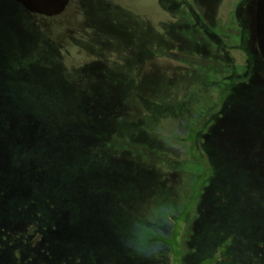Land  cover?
<instances>
[{
  "label": "rangeland",
  "instance_id": "rangeland-1",
  "mask_svg": "<svg viewBox=\"0 0 264 264\" xmlns=\"http://www.w3.org/2000/svg\"><path fill=\"white\" fill-rule=\"evenodd\" d=\"M117 1L0 0V264H264V0Z\"/></svg>",
  "mask_w": 264,
  "mask_h": 264
},
{
  "label": "clouds",
  "instance_id": "clouds-1",
  "mask_svg": "<svg viewBox=\"0 0 264 264\" xmlns=\"http://www.w3.org/2000/svg\"><path fill=\"white\" fill-rule=\"evenodd\" d=\"M125 246L129 248L134 255L146 259H154L158 257L163 250L162 245L141 240L137 234H134L125 240Z\"/></svg>",
  "mask_w": 264,
  "mask_h": 264
},
{
  "label": "trees",
  "instance_id": "trees-1",
  "mask_svg": "<svg viewBox=\"0 0 264 264\" xmlns=\"http://www.w3.org/2000/svg\"><path fill=\"white\" fill-rule=\"evenodd\" d=\"M115 1H116L117 3H119V4L122 3V6H123V7H128V8H129V7L131 6L130 8H135L136 10H137V8H139V6L134 5V4L132 5L129 1H128L129 4H128V3L124 4L123 2H118L117 0H115ZM128 5H130V6H128ZM153 8H154V6H153ZM24 9H25V10H24V12H23L22 15H25L26 13H28V12L30 11L29 9H26V8H24ZM154 9H155V8H154ZM139 12H140V11H139ZM140 14H141V12H140ZM142 17H143V16H142ZM26 18H27V16H26ZM2 81H3V80H2ZM180 232H181V228H180Z\"/></svg>",
  "mask_w": 264,
  "mask_h": 264
}]
</instances>
